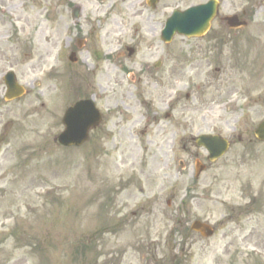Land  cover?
<instances>
[{
  "label": "rangeland",
  "instance_id": "1",
  "mask_svg": "<svg viewBox=\"0 0 264 264\" xmlns=\"http://www.w3.org/2000/svg\"><path fill=\"white\" fill-rule=\"evenodd\" d=\"M204 1L160 0L153 9L146 0H0V77L14 71L29 91L0 104V264H190L193 253L205 264V245L214 256L239 242L224 233L247 223L239 215L243 189L264 183V144L236 137L253 135L264 118V0H221L222 14L246 11L248 26L226 32L235 38L226 51L231 62L213 52L204 64L206 75L216 67V79L231 66L210 90V108L150 120L174 95L150 84L145 68L166 51L160 31L174 9ZM78 21L77 81L69 56ZM125 68L145 84L132 83ZM251 77L253 90L240 88V78ZM228 90L243 93L229 100ZM78 97H94L104 122L81 147H62L54 137ZM213 130L234 143L194 181L198 150L182 136ZM195 219L215 225L214 237L190 230Z\"/></svg>",
  "mask_w": 264,
  "mask_h": 264
},
{
  "label": "flooded vegetation",
  "instance_id": "2",
  "mask_svg": "<svg viewBox=\"0 0 264 264\" xmlns=\"http://www.w3.org/2000/svg\"><path fill=\"white\" fill-rule=\"evenodd\" d=\"M77 27V51L75 52L76 61L74 64L77 65L75 71L78 72V75L76 74L78 81L79 22ZM225 34L226 29H218L209 38L186 39L180 37L179 41H174L173 45L167 48L158 62L153 65H145L146 71L151 73L149 76L150 84H153L155 88L162 89L165 94L167 92L178 94L177 99L171 103L172 109H180L184 113V109L188 108L198 109L200 107L203 111L210 108V105L214 102L210 90L214 87H219L217 82L230 77L228 69L231 66L228 69L226 66H222V69L224 68V78L221 76L216 79V70L214 76L206 75L205 68L210 65L204 66V64L207 60L213 59V52L219 56V60L227 58L226 46L228 39L223 37ZM234 40L232 39L231 41ZM120 56H123V54H120ZM169 61L172 62V65H169V71H166L164 67L167 66L166 62ZM124 73L128 74L129 71L124 70ZM53 75L55 73L50 72L47 75V80H55L52 77ZM137 82L145 84L146 80L141 75L136 76L134 74L132 83L135 84ZM77 84V91H79V82ZM181 89L185 90L186 101L180 106L178 100L181 98L179 95ZM227 92L230 91L228 90ZM195 99L197 100L195 101ZM77 100H79V97ZM137 121L138 119L134 122L136 123ZM193 139V136H191V140ZM242 139L243 137L239 135L238 140L242 141ZM196 155L198 156V153ZM245 195V207L239 209V215L242 216L240 217L241 220L247 221V223L239 226V229L234 227L229 232L224 233L225 237L233 236L234 241L238 240L239 242L236 245H232L231 241L226 246L224 245L221 252L218 255H214L212 264H264V228L260 222L261 216L264 214V186L258 187L257 190L247 191ZM231 212H235V210L232 209ZM249 248L255 251H251ZM203 249L205 257L207 256L211 260V246H204Z\"/></svg>",
  "mask_w": 264,
  "mask_h": 264
},
{
  "label": "water",
  "instance_id": "3",
  "mask_svg": "<svg viewBox=\"0 0 264 264\" xmlns=\"http://www.w3.org/2000/svg\"><path fill=\"white\" fill-rule=\"evenodd\" d=\"M215 10L216 7L209 3L192 8L184 13L175 12L172 18L168 20L165 32L168 33V36H172L176 31L187 35L202 34L208 29ZM233 22L235 23H232L233 25L237 24V20L234 19ZM7 83L10 86L11 93L14 92V89L19 92L17 96L24 93V90L16 85L11 75L7 78ZM64 121L67 128L59 136V141L64 145H80L87 139L89 130L97 126L100 121V115L94 104L86 100L79 102V105L71 109ZM255 134L259 139L264 140V121L256 129ZM200 142L210 148L211 145H217L218 150L215 156H219L227 148V142L223 139L220 140L219 137L203 136L200 138ZM201 226V223L195 222L193 228L199 229Z\"/></svg>",
  "mask_w": 264,
  "mask_h": 264
}]
</instances>
